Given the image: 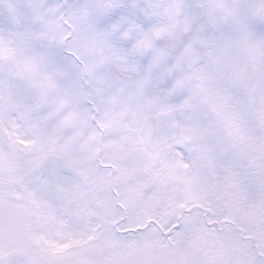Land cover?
<instances>
[{
	"label": "snow or ice",
	"instance_id": "snow-or-ice-1",
	"mask_svg": "<svg viewBox=\"0 0 264 264\" xmlns=\"http://www.w3.org/2000/svg\"><path fill=\"white\" fill-rule=\"evenodd\" d=\"M0 264H264V0H0Z\"/></svg>",
	"mask_w": 264,
	"mask_h": 264
}]
</instances>
